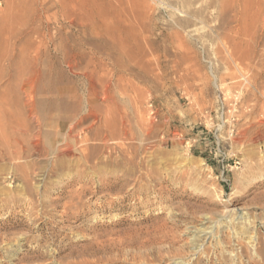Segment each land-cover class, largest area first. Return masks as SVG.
Listing matches in <instances>:
<instances>
[{"label":"rangeland","instance_id":"obj_1","mask_svg":"<svg viewBox=\"0 0 264 264\" xmlns=\"http://www.w3.org/2000/svg\"><path fill=\"white\" fill-rule=\"evenodd\" d=\"M0 264H264V0H0Z\"/></svg>","mask_w":264,"mask_h":264},{"label":"built area","instance_id":"obj_2","mask_svg":"<svg viewBox=\"0 0 264 264\" xmlns=\"http://www.w3.org/2000/svg\"><path fill=\"white\" fill-rule=\"evenodd\" d=\"M229 135H231V132L229 133ZM216 154H217V153H215V155H216ZM219 156H220V155H219ZM233 165H234V167H236V161L233 162ZM227 167H228V165H226V166H222V172H221V174H220L221 177L223 176L224 171L227 170Z\"/></svg>","mask_w":264,"mask_h":264},{"label":"bare ground","instance_id":"obj_3","mask_svg":"<svg viewBox=\"0 0 264 264\" xmlns=\"http://www.w3.org/2000/svg\"><path fill=\"white\" fill-rule=\"evenodd\" d=\"M29 35V34H28ZM20 38V37H19ZM25 44V43H24ZM27 45V44H26ZM24 47V46H23ZM78 104V103H77ZM89 104V103H88ZM91 105V104H90ZM79 106V105H78ZM76 113V112H75Z\"/></svg>","mask_w":264,"mask_h":264}]
</instances>
